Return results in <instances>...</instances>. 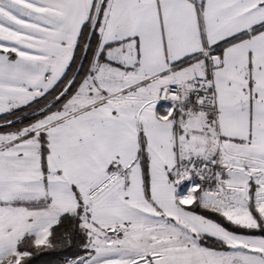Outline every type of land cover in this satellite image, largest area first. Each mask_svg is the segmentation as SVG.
I'll return each mask as SVG.
<instances>
[{
    "label": "snow or ice",
    "instance_id": "obj_1",
    "mask_svg": "<svg viewBox=\"0 0 264 264\" xmlns=\"http://www.w3.org/2000/svg\"><path fill=\"white\" fill-rule=\"evenodd\" d=\"M0 264H264V0H0Z\"/></svg>",
    "mask_w": 264,
    "mask_h": 264
}]
</instances>
